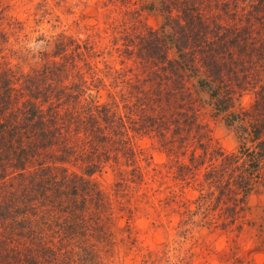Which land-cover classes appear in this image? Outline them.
Listing matches in <instances>:
<instances>
[{
    "label": "trees",
    "instance_id": "16d2710c",
    "mask_svg": "<svg viewBox=\"0 0 264 264\" xmlns=\"http://www.w3.org/2000/svg\"><path fill=\"white\" fill-rule=\"evenodd\" d=\"M8 6L0 0V264H100L104 198L90 175L112 163L134 184L142 165L174 166L195 191L179 211L190 225H235L246 197L264 194V0H150L154 27L124 9L35 35ZM46 12L38 0L31 17ZM205 115L230 127L232 149L210 144ZM133 135L162 164L139 163Z\"/></svg>",
    "mask_w": 264,
    "mask_h": 264
},
{
    "label": "rangeland",
    "instance_id": "374dc122",
    "mask_svg": "<svg viewBox=\"0 0 264 264\" xmlns=\"http://www.w3.org/2000/svg\"><path fill=\"white\" fill-rule=\"evenodd\" d=\"M36 1L8 0V12L22 19L23 27L32 35L58 29L75 33L77 27L84 30V24L96 21L101 24L120 16L124 9L131 10L132 17L140 23L152 27L157 25L159 17L144 7L150 0H46L47 12L35 22L31 11ZM204 119L210 144L223 150L232 149L236 138L230 127L207 115ZM129 144L136 151L139 163H143L139 157L146 156L162 164V150L146 137L133 135ZM164 165H159L157 171H146L145 166H140L144 175L137 184L123 182L114 163L90 175L104 198L96 206L105 231L104 238L94 247L97 261L100 264H254L252 254L262 251L257 248L255 232L260 221L258 214L263 213L264 194L252 192L246 197L244 213L235 221L237 226L190 225L182 220L179 211L185 204L192 205L195 191L180 178H174V166L170 167L172 173Z\"/></svg>",
    "mask_w": 264,
    "mask_h": 264
},
{
    "label": "water",
    "instance_id": "95a60500",
    "mask_svg": "<svg viewBox=\"0 0 264 264\" xmlns=\"http://www.w3.org/2000/svg\"><path fill=\"white\" fill-rule=\"evenodd\" d=\"M252 257L254 264H262L264 261V251H255Z\"/></svg>",
    "mask_w": 264,
    "mask_h": 264
}]
</instances>
